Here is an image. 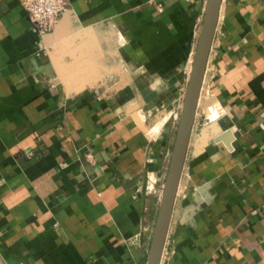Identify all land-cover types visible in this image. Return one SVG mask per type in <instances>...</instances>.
Masks as SVG:
<instances>
[{
  "label": "crops",
  "instance_id": "crops-1",
  "mask_svg": "<svg viewBox=\"0 0 264 264\" xmlns=\"http://www.w3.org/2000/svg\"><path fill=\"white\" fill-rule=\"evenodd\" d=\"M205 2L69 0L40 33L22 0H0V264L147 260L158 208L137 187L148 136L126 86L189 73ZM207 68L234 137L196 152L201 202L174 207L162 264H264V0L222 1Z\"/></svg>",
  "mask_w": 264,
  "mask_h": 264
},
{
  "label": "rangeland",
  "instance_id": "rangeland-1",
  "mask_svg": "<svg viewBox=\"0 0 264 264\" xmlns=\"http://www.w3.org/2000/svg\"><path fill=\"white\" fill-rule=\"evenodd\" d=\"M108 28L110 33L109 39L115 42L120 39L119 42H116V44L117 45L122 44L124 42V35L119 36L118 34H112L110 32L109 26ZM108 45L107 46L110 48L115 47V44L112 41H110ZM112 50L114 54L117 52L116 51L117 48L111 49V52ZM110 60H111L110 64L114 65L115 62L112 59ZM120 63H121L120 68L118 69L114 67L113 68L119 71H122V69L124 70V66H122L124 62H120ZM84 66L91 68L96 67V66L92 67L93 65H90L89 63H87ZM84 66L81 67V69L76 75L86 73V70H84L85 69ZM105 68L108 71L110 69V67H105ZM96 69L99 73L102 74V76H104V81H105L106 78L104 73L98 67H96ZM75 76H73L72 78H74ZM188 76L189 73L188 74L185 73V76L181 77L175 83L173 82L152 83V84L138 83L136 84L135 87L134 85L133 87H130L132 86L131 84L130 85L127 84L126 86V91L128 92L129 96L131 95L136 97L135 100L129 101L131 106L127 108L128 109L127 111L132 112V117L137 121V123H139L143 127V129L145 130L148 136L147 138L148 141L145 148H146L147 158H149V160L147 161L148 164L147 166H149V168L145 172L144 176L141 178V181L137 187H140V190L142 192L148 191L156 194V205L158 209L160 204L159 198L161 197L162 188L165 181V177L168 170L169 161L174 145V140L176 137V131L179 122L182 102H183L184 90L188 82ZM60 77L61 78L63 77L62 74ZM208 83L209 82L207 81L206 87H203L201 102L197 108L196 119H195L189 150L187 154V164H186L187 167L185 168V173L183 174V181L181 180V186L177 195V200L175 205L176 218H179L182 215L183 208L188 203L189 204L187 205V207L190 206L192 210L194 208L192 206L199 205L198 199L200 195L199 192H196L195 195V191L197 190L198 185H200L199 184L200 180L198 181V179L194 177V175L191 172V169H192V160L196 155V152H198L197 148L198 145L200 144L199 143L198 145L195 146V144L198 143V140L200 138V132L202 133L203 130L205 128H208L209 125L211 124V119L209 118L206 109H208L210 106H211L210 109H213L212 108L213 106L214 109L215 108L218 109L222 114V110H220L217 106H215L214 103L208 105L209 101L212 100V98L210 97L211 95L209 93ZM137 100L143 103L139 107L135 106L136 104H138ZM133 106H135L136 108L132 109ZM139 115L144 116L143 120H140ZM163 132L166 133L165 134L166 140L161 138V134H163ZM216 137L212 138L210 142H215ZM189 166H190V170H189ZM190 173L192 175H190ZM190 176H192V179H190Z\"/></svg>",
  "mask_w": 264,
  "mask_h": 264
},
{
  "label": "water",
  "instance_id": "water-1",
  "mask_svg": "<svg viewBox=\"0 0 264 264\" xmlns=\"http://www.w3.org/2000/svg\"><path fill=\"white\" fill-rule=\"evenodd\" d=\"M223 0H206L205 13L194 51L188 82L184 90L176 137L162 188L146 264H160L173 216L178 189L190 145L204 76L215 37ZM231 128L217 137L227 143L233 139Z\"/></svg>",
  "mask_w": 264,
  "mask_h": 264
},
{
  "label": "built area",
  "instance_id": "built-area-1",
  "mask_svg": "<svg viewBox=\"0 0 264 264\" xmlns=\"http://www.w3.org/2000/svg\"><path fill=\"white\" fill-rule=\"evenodd\" d=\"M22 4L34 22L35 28L40 33H44L50 31L55 26L60 14L67 8L69 0H22ZM157 8L158 10H163V4L160 2L157 3ZM27 154L28 156H32L33 151L29 150ZM87 156L90 159L93 158L91 152L87 153ZM164 256L165 247L160 264H162ZM134 264H146V261Z\"/></svg>",
  "mask_w": 264,
  "mask_h": 264
},
{
  "label": "bare ground",
  "instance_id": "bare-ground-1",
  "mask_svg": "<svg viewBox=\"0 0 264 264\" xmlns=\"http://www.w3.org/2000/svg\"><path fill=\"white\" fill-rule=\"evenodd\" d=\"M110 28H111V33L115 34V33L118 32L117 27H115V25L110 24ZM120 35H122V34L120 33ZM192 59H193V56L191 58L190 64L188 65L189 72H190L191 65H192ZM96 74H97V72H93L92 76H94ZM207 78H208V68H206V72H205L203 83L207 80ZM83 83H85V82H82V83L81 82H75V83L71 84V86L77 87L78 85L79 86L80 85H84ZM91 84H93V83L91 82ZM202 90H203V88L201 89L198 105L201 102V98H202L201 96H202V92H203ZM210 101H209V104L207 103L208 105H210L212 103H215L214 99H212ZM135 106H137V104ZM210 107L208 109H206V112L208 113L209 118L211 119V124L209 125L208 128H205L202 133L200 132V144L198 145V148H197L198 152H201L204 149H209V150H211L212 153H217L219 151V145L217 144V142H210V140L212 138L218 136V135L220 136V134L223 132V128H222L221 124L219 123V118L221 116V112L218 109H216V108L214 109L213 106H212L213 109H210ZM136 113H139V112H136ZM133 114H135V113H133ZM139 116H140V120H143L144 116L143 115H139ZM216 141L220 142V140H217V137H216ZM225 144L227 145V147H230V143L226 142ZM180 183H181V181H180ZM178 191H179V189H178ZM199 202H201V198L200 197H199Z\"/></svg>",
  "mask_w": 264,
  "mask_h": 264
}]
</instances>
